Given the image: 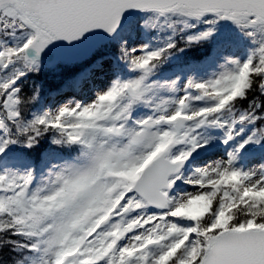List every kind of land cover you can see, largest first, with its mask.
<instances>
[{"label": "snow or ice", "instance_id": "1", "mask_svg": "<svg viewBox=\"0 0 264 264\" xmlns=\"http://www.w3.org/2000/svg\"><path fill=\"white\" fill-rule=\"evenodd\" d=\"M0 264H264V0H0Z\"/></svg>", "mask_w": 264, "mask_h": 264}, {"label": "rangeland", "instance_id": "2", "mask_svg": "<svg viewBox=\"0 0 264 264\" xmlns=\"http://www.w3.org/2000/svg\"><path fill=\"white\" fill-rule=\"evenodd\" d=\"M101 79H103V78H101ZM87 93H88V90H86L85 95H87ZM57 97H58L57 92L55 90H52L47 95L44 94L41 102L43 103L44 101H47L49 103L55 104L58 102Z\"/></svg>", "mask_w": 264, "mask_h": 264}, {"label": "trees", "instance_id": "3", "mask_svg": "<svg viewBox=\"0 0 264 264\" xmlns=\"http://www.w3.org/2000/svg\"><path fill=\"white\" fill-rule=\"evenodd\" d=\"M48 76H49V74H47V72H45V73L40 77V79L42 80V82H43V84H44V90H45V88H46V86H47V82H46V80L48 79Z\"/></svg>", "mask_w": 264, "mask_h": 264}, {"label": "water", "instance_id": "4", "mask_svg": "<svg viewBox=\"0 0 264 264\" xmlns=\"http://www.w3.org/2000/svg\"><path fill=\"white\" fill-rule=\"evenodd\" d=\"M68 55H72V56H80L81 54H80L79 52L72 51V52H69Z\"/></svg>", "mask_w": 264, "mask_h": 264}]
</instances>
